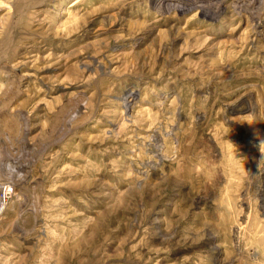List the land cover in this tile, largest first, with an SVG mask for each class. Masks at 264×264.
<instances>
[{"label":"rangeland","instance_id":"374dc122","mask_svg":"<svg viewBox=\"0 0 264 264\" xmlns=\"http://www.w3.org/2000/svg\"><path fill=\"white\" fill-rule=\"evenodd\" d=\"M209 1L0 0V264H264V3Z\"/></svg>","mask_w":264,"mask_h":264},{"label":"bare ground","instance_id":"6f19581e","mask_svg":"<svg viewBox=\"0 0 264 264\" xmlns=\"http://www.w3.org/2000/svg\"><path fill=\"white\" fill-rule=\"evenodd\" d=\"M154 1L155 2L157 1L158 4H160L162 6L164 5V10L166 9V11L173 10V11H177L180 13L188 12L191 9H202V11H205V10L210 9L212 7L209 3L206 4L207 2H210L209 0H154ZM221 1H223V0H220L219 3L217 2L214 11L211 12V15H210L211 18L219 16L222 13V10H221V3L222 2ZM245 1H246L245 3H247L249 6L254 4L255 2L257 3V0H245ZM263 1L264 0H258V4L263 6V3H264ZM243 5H244V3H243ZM253 10L255 11V9H253ZM21 179H22V177H21ZM18 180H20V179H18ZM21 183L24 184V181H22ZM0 206H2V205H0Z\"/></svg>","mask_w":264,"mask_h":264},{"label":"built area","instance_id":"2783aa9c","mask_svg":"<svg viewBox=\"0 0 264 264\" xmlns=\"http://www.w3.org/2000/svg\"><path fill=\"white\" fill-rule=\"evenodd\" d=\"M10 193H11V188L8 185H4L3 187H1V189H0V205L6 202Z\"/></svg>","mask_w":264,"mask_h":264}]
</instances>
